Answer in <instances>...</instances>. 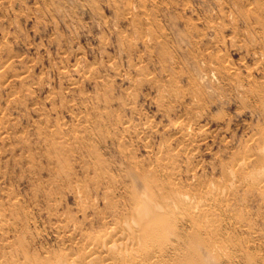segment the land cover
Instances as JSON below:
<instances>
[{
	"label": "rangeland",
	"instance_id": "1",
	"mask_svg": "<svg viewBox=\"0 0 264 264\" xmlns=\"http://www.w3.org/2000/svg\"><path fill=\"white\" fill-rule=\"evenodd\" d=\"M263 133L264 0H0V264L172 192L156 264H264Z\"/></svg>",
	"mask_w": 264,
	"mask_h": 264
},
{
	"label": "bare ground",
	"instance_id": "2",
	"mask_svg": "<svg viewBox=\"0 0 264 264\" xmlns=\"http://www.w3.org/2000/svg\"><path fill=\"white\" fill-rule=\"evenodd\" d=\"M179 125L180 121L175 120L171 123L170 128L175 129ZM180 132L178 134L177 131L175 132L177 134L175 137L178 139L184 136ZM262 135L264 139V133ZM262 169L260 170L262 171ZM254 177L256 176L254 175ZM253 181H256L258 185L263 184L264 187V171L260 172L259 177ZM144 193L146 194V192ZM160 194L161 198L157 196L155 199L148 198L147 194L148 197L140 194L134 195L130 204V214L127 212L129 216L121 218L95 235L87 234L88 238L85 239V246L81 247L82 250H71L60 254L54 262L41 263L40 261L39 264H109L106 261H112V259L117 260V264H156V256H159L160 259L165 256L163 243L169 241V235L176 231L178 222L188 226L193 223V217L197 216L195 214L201 216V214L209 212L206 204L200 207L196 206L197 203L194 205L189 193L188 197L176 192H172L170 195ZM215 196L217 195L215 194ZM190 197L191 199H189ZM180 261L184 262L185 260ZM26 264H31V262L26 261Z\"/></svg>",
	"mask_w": 264,
	"mask_h": 264
}]
</instances>
